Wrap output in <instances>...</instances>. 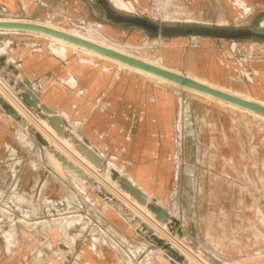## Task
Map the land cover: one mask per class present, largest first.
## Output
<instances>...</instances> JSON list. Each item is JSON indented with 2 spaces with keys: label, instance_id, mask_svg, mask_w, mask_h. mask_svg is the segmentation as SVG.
Returning <instances> with one entry per match:
<instances>
[{
  "label": "rangeland",
  "instance_id": "1",
  "mask_svg": "<svg viewBox=\"0 0 264 264\" xmlns=\"http://www.w3.org/2000/svg\"><path fill=\"white\" fill-rule=\"evenodd\" d=\"M132 1L137 3V0ZM232 1L234 4L235 0ZM137 4L136 15L164 23H224L264 28L261 25L264 0L247 7L228 5V0H140ZM7 9L0 6L1 18L47 22V13L55 14L56 18L73 14L91 23H102L100 30L109 38L102 39L130 44L137 47L140 55L158 58L162 64L182 74L189 73L211 82L166 60L165 50L168 42L176 40L174 36L150 35L141 26L113 24L103 18L101 9L98 17H87L67 10L65 0H59L40 16L19 8ZM55 25L82 33L88 31L65 24ZM199 39L201 36L194 37L196 41ZM36 41L41 45L39 50L27 45ZM239 43L264 45V41L250 38L239 39ZM50 45L61 47L60 43L31 33H0V55L4 57L0 64V87L11 101L23 104L32 117L26 122L20 121L28 147L20 156L23 188L0 191V250L5 246L13 258L6 264H15L17 247L27 253L23 264H42L44 259L57 263L59 258L65 262L67 253L74 251L75 235L82 233L112 249L121 264H264V118L82 49L67 46L60 54ZM26 53L32 55L28 56L25 66L38 56L33 53H42L63 58L61 63H67L64 68L76 74L98 69L110 77L111 85L120 86L117 100L121 107L116 109L113 104L109 94L112 87L92 100L94 82L88 83L84 94L77 86H68L69 91L63 84L59 85V81L66 83V80L55 76L53 84L59 86L54 88L44 89L43 81H49L50 76H40L26 84L20 67ZM81 57L93 59L94 64H90L95 69L81 62ZM215 84L235 90L228 85ZM25 89L32 90L61 118L64 116L58 136L71 142L75 140L70 150L78 149L82 159L90 162L88 180H80L50 161L48 151L57 152L54 146H59L35 122V117H39L36 110L22 101ZM127 91L132 93L131 103L126 99L124 92ZM157 92L165 93L170 104L167 118L162 115L153 131L157 146L154 157L164 155L173 164L170 187L162 189L155 197L166 211L164 218H158L147 207L131 203L122 195L120 184L128 167L137 159L131 147L136 129L145 122V109L137 105V100L158 101ZM48 97L58 108L48 104ZM257 99L264 101V97ZM70 103L83 115L92 105L89 124L86 125L76 108L72 111ZM133 103L137 107L123 108V104L131 106ZM62 104H67L68 109L62 111L59 108ZM97 111L102 117L96 115ZM114 123L123 134L119 142L109 140L115 139L117 134ZM102 125L109 127L103 129ZM74 130L82 140L74 135ZM73 157L77 163V157ZM114 171L118 174L114 175ZM106 190L110 191V196H105ZM123 203L126 204L123 206ZM72 230L76 233L70 234ZM3 254L0 251V259L5 258Z\"/></svg>",
  "mask_w": 264,
  "mask_h": 264
},
{
  "label": "crops",
  "instance_id": "2",
  "mask_svg": "<svg viewBox=\"0 0 264 264\" xmlns=\"http://www.w3.org/2000/svg\"><path fill=\"white\" fill-rule=\"evenodd\" d=\"M259 0H235L233 4L232 0H228V5H241L247 7L249 4L257 3ZM59 3V0H24L26 8L23 9L20 0H0V6L6 7L10 10L18 9L21 11H26L30 15H44L45 11L53 7L54 4ZM17 3V4H16ZM18 7L13 9L12 7ZM65 6L67 10L84 14L87 17H98L100 8L95 2V0H65ZM7 9V10H8ZM182 36V37H181ZM176 40L168 42V47L165 50V58L171 65H176L179 67L186 68L194 74L206 78L211 82L218 84L228 85L237 91L247 92L257 98L264 97V45H243L240 43V53L232 54L230 52V39L224 40L226 38L220 37H210L201 36V39L194 40L196 36L180 35L174 36ZM177 37V38H176ZM192 42H197V46L189 45ZM38 56L32 58L31 62L25 66V62L28 56L32 54H27L23 56V61L20 63L22 76L26 79H36L40 76H50L49 81H43L46 87L54 88L63 84L68 90V86H77L78 89L83 92L88 87L89 82H94L95 86L91 99L95 98L97 95L104 92L110 91V96L112 98L113 104L116 109H119L120 100H117L120 96L121 89L120 86H114L110 84V77L106 74L100 72L96 69L94 72L85 70L82 74H76L71 69L64 68L67 64L61 63L63 58H56L50 54L33 53ZM53 58V59H52ZM68 57L66 56V59ZM80 63V62H78ZM83 64V63H80ZM92 68L90 63H88ZM95 69V68H94ZM61 80H66V83L59 81V85H54V77ZM78 83L80 85L78 86ZM41 95L45 96V91ZM131 91V89H129ZM128 90V91H129ZM70 91V90H69ZM49 105L53 108H58V104L53 102V99L48 97L46 99ZM70 108L72 111L74 108L77 109L73 103H70ZM137 107L135 104L131 106H125L124 109H133ZM59 108L67 110V104L59 105ZM167 108V106H163ZM80 116L84 119L86 125L90 123L89 111ZM168 109V108H167ZM96 115L102 117V113L95 112ZM168 112L162 113L164 117L167 118ZM161 115V116H162ZM86 116V117H84ZM112 126L117 128V134L115 139H109L110 141L119 142L123 139V134L121 129L117 127L114 123ZM103 129H107L109 126H101ZM24 126L20 124L19 121L10 117L5 110L0 105V191L5 192L6 190L16 187L22 189L21 184V173L23 161L20 156L27 147V141L24 137ZM155 143V141L153 142ZM156 146V144H155ZM28 148V147H27ZM26 148V149H27ZM157 148V146H156ZM157 150V149H156ZM29 151V150H28ZM159 157V156H158ZM168 167H171L172 172L169 181H165V175L168 172ZM159 173L162 174L163 178L157 179L155 174H150V178H153L154 182L160 184V188L157 192L153 193L155 195L161 194L162 189L169 188L173 177V164L169 158L165 156L162 157ZM167 180V179H166ZM16 184V185H15ZM76 233V231H70V234ZM75 246L74 251L67 253L65 262L59 258L57 263L53 260L42 261V264H121L119 259L115 257L112 249H108L103 245H100L94 241L93 238L89 239L85 233L78 236L75 235ZM4 250H0L5 258L0 259L1 264H6L10 262L9 251L4 246ZM27 259V253L22 251L20 247H17L15 264H23Z\"/></svg>",
  "mask_w": 264,
  "mask_h": 264
},
{
  "label": "bare ground",
  "instance_id": "3",
  "mask_svg": "<svg viewBox=\"0 0 264 264\" xmlns=\"http://www.w3.org/2000/svg\"><path fill=\"white\" fill-rule=\"evenodd\" d=\"M111 2L116 8H118L120 10L136 14L137 10H138V4L137 3H140V0H137V3L135 1H132V0H111ZM196 6H197V4H196ZM161 11L162 10H160V12ZM156 12H157V10H156ZM0 20L28 21V20L20 19V18H0ZM29 22L41 23V24L48 25V26H51L54 28H58L60 30L72 33L74 35H77V36L82 37L84 39L90 40L92 42L107 46L109 48H112V49L117 50L119 52H122L124 54L136 57L140 60H143V61L149 62L151 64L160 66L162 68H167V69L172 70L174 72L180 73L177 69L172 68V67H168V66H165L164 64H162L158 58H148V57H145L143 55H140L137 51V47H134L130 44L122 45V44H117V43H111V42H108V41L102 39V38L106 37L104 35V33L101 30L95 29L93 27H89L87 33H82V32H79L77 30H74V29L58 27L54 23H50V22H39V21H31V20ZM196 22H197V20H196ZM220 24L224 25V23H220ZM261 25H264V20L261 21ZM99 26H101V24H99ZM3 32H26V33H31V34H34L37 36H43V37L49 38V39L61 44V47L60 46H52V49L54 51L60 53V54L64 53L65 47H67V46L72 47V48H79V49H82L88 53L94 54L96 56L112 60L116 63H119V64L125 66V67H128L129 69L138 71L139 73L155 77V78L162 80V81H166V82L178 84V85L183 86V87H187L185 85H182V84H179L175 81H172L168 78H165L163 76H160L158 74H155L153 72L145 70V69L140 68L138 66L132 65L128 62H125V61L119 60L117 58L108 56V55L101 53L99 51H96L94 49L88 48L86 46H83V45H80V44H77L74 42H71L69 40H66L64 38H61V37H58L55 35H51V34L44 33V32H38V31H34V30L11 28V27H0V33H3ZM2 61H4V57H3V55L2 56L0 55V64H2L1 63ZM187 75L194 78V79H197V78L191 76V74H189V73H187ZM197 80L202 81V82L207 83V84H211V85L216 86L218 88H221L223 90H226V89L218 86L217 84H215L213 82H208V81L201 80V79H197ZM187 88L191 89L192 91L198 92L200 94L206 95L208 97L215 98L216 100H218L220 102L232 105L233 107H237V108H241V109L250 111L251 113H254V114L264 118V114L258 113L256 111H253V110L245 108V107H242V106L237 105L235 103L223 100L221 98H217L215 96H212L208 93L201 92V91L196 90L194 88H191V87H187ZM25 90H26L25 92L28 93L31 98L35 99L38 102L37 106L41 108V112L45 115V117H42L37 113L39 117L38 118L35 117V122H37L38 126L43 130V133H46L59 146V147L54 146L57 152L48 151V156H49L50 161L52 163H54V165H56V167H58L64 171L69 170L70 172L74 173L76 175V177H78L80 180L81 179L86 180L87 178L89 179L90 167H91L90 162L84 161L82 159V154L78 149H76L75 152L70 150L71 147L74 145V144L72 145V142L74 139H72V142H71V140L68 138L66 139V138H62V137L58 136L59 135L58 133L61 130L60 123L63 120L62 118L64 116L62 115L63 117L61 118V115L59 113L52 110V108H50L47 104H45L38 95H36L34 92H32V90H30V89H28V90L25 89ZM235 90H233V91L226 90V91L232 92L234 94H237V95L243 96L245 98L252 99V100H255V101H258V102L264 104V101L258 100L257 98H255V96H253L249 93L237 91V89H235ZM25 92H24V94H25ZM124 93H126V95H125L126 99L131 103L133 100V96L131 95L132 93H129L128 91L124 92ZM157 93L160 96V99L158 101H148L145 99L140 100V101L137 100V105H143V108L145 109V113H144L145 116L143 118L145 120V122H142L141 124H143V125H139V127L136 129L134 143L132 144L133 146L131 147L134 150L137 159L135 158L136 160L133 161V165H130L128 167V173L126 174V176L121 178L120 184L122 185L121 186L122 195L126 199H128L131 203L135 204L137 207H147L148 211L153 213L158 218H164L166 211H165V209H163L160 206L159 203H157V201L155 200L157 197L155 194H153V193L158 191V189L160 188V184L157 182H154L153 178L151 179L149 176L150 174H155L157 179L163 178L162 174L159 173V166H160L162 157L164 155H160L159 157H154V155H153L154 151L157 149L155 146V143H153L154 142L153 131L155 129V122L161 118L163 111L164 112H170V107H169L170 104L168 105L165 93H163V92H157ZM0 94L4 97V99L6 100L7 103L12 105L19 112L20 117H21V119H20L21 122H24V121L26 122L27 120L32 119V117H31L29 111L26 109V107L23 104L18 103L14 100L11 101L9 94L6 93L1 87H0ZM163 106H167L168 109L163 108ZM32 108L36 109L34 107H32ZM9 116L12 117L11 115H9ZM66 122H69V121L66 120ZM62 123H61V125H64ZM65 125L69 126V125H71V123L69 125L68 124H65ZM68 130H71V129L68 128ZM73 132H74V135L76 134L78 136V138H80L82 140V137L79 134V132H76L75 130ZM41 133H42V131H41ZM47 135H45L46 138H49ZM72 138H73V136H72ZM78 138H77V140L79 142L80 140ZM74 142H75V140H74ZM50 148H52V147H50ZM73 148H74V146H73ZM76 148H77V146H76ZM52 150L55 151L54 149H52ZM67 152L70 155H67L68 154ZM88 153H91V152H88ZM71 156L77 157V159H76L77 163L75 161H73ZM171 172H172L171 167H168V172L165 175V181L166 182L169 181L170 177L168 175H170ZM116 174H118V171H114V175H116ZM110 194H111L110 191H107V190L105 191V196H110ZM149 197L150 198L152 197L153 199H150ZM124 204H126V203H123V206H124ZM163 227H164V225H161V228H163Z\"/></svg>",
  "mask_w": 264,
  "mask_h": 264
},
{
  "label": "water",
  "instance_id": "4",
  "mask_svg": "<svg viewBox=\"0 0 264 264\" xmlns=\"http://www.w3.org/2000/svg\"><path fill=\"white\" fill-rule=\"evenodd\" d=\"M96 1L100 6L101 14L103 18H105L107 21L116 25L141 26L150 35H160L166 37L180 36V35L210 36V37H220L226 39L250 38L253 40L264 41V28H261L259 26L220 25V24L214 25L211 23H203V22H199V23L187 22L184 24L164 23L162 21L153 19L151 17L136 15L134 13H129L120 10L112 4L111 0H96ZM0 27H11V28L34 30L38 32H44L51 35H55L64 38L66 40H69L71 42L94 49L108 56L128 62L132 65L138 66L140 68H143L160 76L168 78L179 84L194 88L196 90H199L204 93H208L217 98H221L223 100L235 103L242 107L264 114L263 103L223 90L211 84L204 83L202 81H199L197 79L188 76L187 74L174 72L167 68H162L160 66L140 60L136 57L124 54L107 46L92 42L90 40L60 30L58 28H54L41 23L29 22V21H6V20H0ZM25 83L31 84L32 80L27 78L25 79ZM21 99L26 106L31 108L32 107L36 108L35 109L36 112L40 116L45 117V115L41 112V108L37 106L38 102L35 99L31 98L28 93L25 92V94L21 95ZM0 104L8 115H11L14 119H17L20 122L21 117L19 112L12 105L7 103L1 94H0ZM39 135L41 139L45 141L40 133Z\"/></svg>",
  "mask_w": 264,
  "mask_h": 264
},
{
  "label": "built area",
  "instance_id": "5",
  "mask_svg": "<svg viewBox=\"0 0 264 264\" xmlns=\"http://www.w3.org/2000/svg\"><path fill=\"white\" fill-rule=\"evenodd\" d=\"M20 1H21L22 8L25 9L26 5L24 4V0H20ZM47 15L49 17V19H47L48 20L47 22L52 23L54 21V22H56L55 24H57V25L65 24V25H68V26L75 28V29H78V30H84V29L88 30L89 27H93L95 29L100 30V28L102 27V23H91V22L87 21L85 18L80 17V16H76L73 14H69V15L63 16L61 18H56L55 14L47 13ZM99 24H101V26H99ZM4 33H8V32H3V34ZM106 39H109V38L106 36ZM230 41H231L230 46H229L230 52L232 54H239L240 53L239 39H230ZM27 45L33 47V49H35V50L41 49V45L37 41L36 42H28ZM50 48L52 49L51 45H50ZM80 61L94 64V60L91 58L81 57Z\"/></svg>",
  "mask_w": 264,
  "mask_h": 264
}]
</instances>
